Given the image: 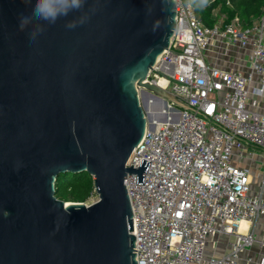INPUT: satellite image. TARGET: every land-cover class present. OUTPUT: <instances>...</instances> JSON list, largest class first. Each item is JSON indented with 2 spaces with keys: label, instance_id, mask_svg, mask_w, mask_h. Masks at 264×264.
Instances as JSON below:
<instances>
[{
  "label": "water",
  "instance_id": "1",
  "mask_svg": "<svg viewBox=\"0 0 264 264\" xmlns=\"http://www.w3.org/2000/svg\"><path fill=\"white\" fill-rule=\"evenodd\" d=\"M0 0V264H137L125 179L143 139L142 95L176 29L175 0ZM66 9V14H65ZM21 17L23 21L21 27ZM88 173L98 200L64 202L60 174Z\"/></svg>",
  "mask_w": 264,
  "mask_h": 264
},
{
  "label": "built area",
  "instance_id": "2",
  "mask_svg": "<svg viewBox=\"0 0 264 264\" xmlns=\"http://www.w3.org/2000/svg\"><path fill=\"white\" fill-rule=\"evenodd\" d=\"M175 2L170 47L147 80L163 78L180 104L146 116L126 164L150 161L143 185L125 179L136 262L264 264V7L249 25L222 15L208 27L193 0Z\"/></svg>",
  "mask_w": 264,
  "mask_h": 264
},
{
  "label": "trees",
  "instance_id": "3",
  "mask_svg": "<svg viewBox=\"0 0 264 264\" xmlns=\"http://www.w3.org/2000/svg\"><path fill=\"white\" fill-rule=\"evenodd\" d=\"M200 20L211 27L225 15L228 19L238 16L245 25L262 14L264 0H193ZM94 179L88 173L60 174L55 186V195L64 202L86 203L95 196Z\"/></svg>",
  "mask_w": 264,
  "mask_h": 264
},
{
  "label": "bare ground",
  "instance_id": "4",
  "mask_svg": "<svg viewBox=\"0 0 264 264\" xmlns=\"http://www.w3.org/2000/svg\"><path fill=\"white\" fill-rule=\"evenodd\" d=\"M164 84H165V80L161 78L158 82V86L163 88ZM142 99L144 101L147 110L149 109L148 113L151 120L159 117H164L167 111V105H165V102H163L160 99H151V97L147 93L142 95ZM245 224L246 223L244 221L241 223L242 228H244Z\"/></svg>",
  "mask_w": 264,
  "mask_h": 264
},
{
  "label": "clouds",
  "instance_id": "5",
  "mask_svg": "<svg viewBox=\"0 0 264 264\" xmlns=\"http://www.w3.org/2000/svg\"><path fill=\"white\" fill-rule=\"evenodd\" d=\"M72 5L79 7V0H72ZM34 14L41 16L44 19H47L49 16L55 18L57 10L53 7L51 0H38L35 9L33 10ZM66 14V9H65ZM26 17H21V27H23V21L26 20Z\"/></svg>",
  "mask_w": 264,
  "mask_h": 264
},
{
  "label": "rangeland",
  "instance_id": "6",
  "mask_svg": "<svg viewBox=\"0 0 264 264\" xmlns=\"http://www.w3.org/2000/svg\"><path fill=\"white\" fill-rule=\"evenodd\" d=\"M152 80H154V75H152L151 78H150V81H152ZM141 104H142L143 107H144V110H145L146 116H147V115L149 116V113H148V112H149V109L147 110V108L145 107V104H144L143 99H141ZM148 108H149V107H148ZM163 118H164V117H159V118H155V119H157V120H163ZM97 200H98V196L95 194V196H93L92 198H90V199L86 202V204H87V205H91V204L95 203Z\"/></svg>",
  "mask_w": 264,
  "mask_h": 264
},
{
  "label": "crops",
  "instance_id": "7",
  "mask_svg": "<svg viewBox=\"0 0 264 264\" xmlns=\"http://www.w3.org/2000/svg\"><path fill=\"white\" fill-rule=\"evenodd\" d=\"M220 63V62H219Z\"/></svg>",
  "mask_w": 264,
  "mask_h": 264
}]
</instances>
